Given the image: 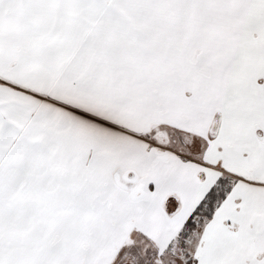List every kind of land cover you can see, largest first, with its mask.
Here are the masks:
<instances>
[{
    "label": "snow or ice",
    "instance_id": "1",
    "mask_svg": "<svg viewBox=\"0 0 264 264\" xmlns=\"http://www.w3.org/2000/svg\"><path fill=\"white\" fill-rule=\"evenodd\" d=\"M0 264H264V0H0Z\"/></svg>",
    "mask_w": 264,
    "mask_h": 264
}]
</instances>
